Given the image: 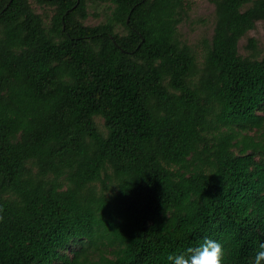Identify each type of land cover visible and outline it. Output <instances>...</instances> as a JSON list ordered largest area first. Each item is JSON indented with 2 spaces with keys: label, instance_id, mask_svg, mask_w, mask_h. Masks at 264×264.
I'll return each instance as SVG.
<instances>
[{
  "label": "trees",
  "instance_id": "16d2710c",
  "mask_svg": "<svg viewBox=\"0 0 264 264\" xmlns=\"http://www.w3.org/2000/svg\"><path fill=\"white\" fill-rule=\"evenodd\" d=\"M111 1L90 26L87 0H0V264H167L205 238L254 264L264 54L238 41L264 0H212L201 62L184 0Z\"/></svg>",
  "mask_w": 264,
  "mask_h": 264
},
{
  "label": "rangeland",
  "instance_id": "374dc122",
  "mask_svg": "<svg viewBox=\"0 0 264 264\" xmlns=\"http://www.w3.org/2000/svg\"><path fill=\"white\" fill-rule=\"evenodd\" d=\"M87 17L84 23L95 26L107 23L111 20V12L114 3L111 0H87ZM36 11L42 13L47 19L51 10L45 6L33 4ZM184 9L181 14V22L178 25L179 38L188 44L195 52L197 60L202 61L205 43H209L215 24V5L212 0H184ZM114 30L123 32L120 24H114ZM255 40V49L258 55L264 54V20L255 21L253 28L247 30L238 41V51L241 55H248L252 48L248 46L249 39ZM97 127L106 132L104 119L101 116L94 118Z\"/></svg>",
  "mask_w": 264,
  "mask_h": 264
},
{
  "label": "clouds",
  "instance_id": "9594fccd",
  "mask_svg": "<svg viewBox=\"0 0 264 264\" xmlns=\"http://www.w3.org/2000/svg\"><path fill=\"white\" fill-rule=\"evenodd\" d=\"M224 247L214 239L205 238L195 247L185 251L169 253L166 257L167 264H223ZM264 262V242L259 244V250L254 257V264Z\"/></svg>",
  "mask_w": 264,
  "mask_h": 264
}]
</instances>
